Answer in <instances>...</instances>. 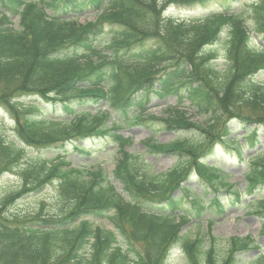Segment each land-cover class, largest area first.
<instances>
[{
    "label": "trees",
    "instance_id": "trees-1",
    "mask_svg": "<svg viewBox=\"0 0 264 264\" xmlns=\"http://www.w3.org/2000/svg\"><path fill=\"white\" fill-rule=\"evenodd\" d=\"M205 1L163 0L160 6L159 0H0V104L11 110L23 145L0 131V176L12 172L19 181L0 208V264H164L176 247L186 264H239L236 255L251 247L249 239H230L216 262L211 219L205 222L207 246L204 237L181 234V228L214 209L224 214L222 175L203 160L214 145L241 157L245 146L257 143V132L264 134V82L254 81L264 72V48L250 35L264 36V0L251 5V28L236 13L188 21L162 16L164 3ZM87 13L95 19L80 23ZM224 33L221 70L213 46ZM25 94L48 104L52 115L37 116L36 107L13 103ZM150 95L173 100L160 118L167 129L201 136L168 144L149 139L147 152L176 158L164 173H155L142 155L125 152L132 141L118 134L144 125ZM185 102L201 121L187 117ZM244 129L247 135L229 137ZM107 135L119 153L111 177L74 168L62 155H88L66 144ZM26 147L56 156L31 157ZM261 156L248 170V191L264 184ZM190 173L201 183V196L183 184ZM52 185L54 200L66 206L60 214H44V204L31 215L2 210ZM208 191L214 197L205 202ZM102 220L114 232L93 224Z\"/></svg>",
    "mask_w": 264,
    "mask_h": 264
},
{
    "label": "rangeland",
    "instance_id": "rangeland-1",
    "mask_svg": "<svg viewBox=\"0 0 264 264\" xmlns=\"http://www.w3.org/2000/svg\"><path fill=\"white\" fill-rule=\"evenodd\" d=\"M258 0H207L203 3L195 2L189 6L184 3L171 4L165 9L164 16L170 17L176 20H194L202 19L208 15L214 13H227V14H240L245 20L248 28L254 24V19L250 9L253 2ZM91 20L92 15H86L85 18H81L82 23L85 20ZM225 33L221 37L220 42L213 46V50L218 55L216 65L219 69L223 70L225 67ZM251 38L257 43V45L264 48V38L261 35H257L255 32L251 33ZM257 83L264 82V72L254 79ZM152 102L147 108L145 113L146 121L143 126L126 127L121 130V135L132 140V145L125 148L126 152L130 154H143L148 160L152 170L156 173H164L172 169L176 164V158L163 155L149 154L145 152V147L142 144L149 138L158 141L159 143H168L177 137L188 138L189 140H199L201 136L196 131L185 132L175 131L166 128L165 124L159 120H153L152 117L159 118L165 115L167 105H172L173 101L167 100L159 101L154 96L150 95ZM13 102L21 108L36 107L38 109L36 115L41 114L52 115V108L44 101L32 96H21L14 99ZM188 104H186L187 106ZM106 107V106H104ZM56 109L59 105H56ZM184 108L188 113L187 117L191 121H200V117L193 114V110ZM164 117V116H163ZM14 122L11 111L7 106L0 105V131L12 142L15 146L23 147L18 141L13 131ZM246 131H237L231 135L241 136ZM258 143L255 149L245 147V153L242 157H239L229 149L215 145V153L211 157L206 158L208 164L216 166L224 175V182L226 184L233 185V189L225 190L220 194L222 205L224 206L225 214L218 215L216 209L209 212V215L199 222H190L183 229V233L188 236L198 235L204 237L207 246V239L205 237V221L209 218L213 220V225L210 229V236L214 237L215 243V261H221L222 256L226 254L227 244L232 237L236 238H250L255 242L258 248H251L250 250H244L236 257L241 264H264V214L257 215L255 212L258 205L264 202V185L256 186L251 192L244 191L246 188V181L244 179L245 173L249 166H252V161L247 158L256 155L261 149H264V136L261 132L257 134ZM239 142L244 143L243 139ZM77 147H82L88 151L89 155L83 156L74 154L68 151V153H62L66 155V161L70 162L74 168H86L101 170L104 174L110 175L118 158V151L115 143L109 135L104 138L88 137L84 139H78L75 141ZM68 146V145H67ZM28 156H40L43 155L49 159H52L56 154L51 150H35L25 149ZM188 187L192 188L194 192L202 195L203 191L200 187L199 180L191 175L188 177L185 183ZM19 185L18 177L12 172H6L0 176V208L4 203V198L9 194L15 193ZM55 186H48L42 191L35 194L24 195L22 199H18L14 204L9 206L5 205L3 211L6 215H31L35 209L44 204V214L58 215L66 206L62 203L54 200ZM234 193L239 194L240 201L236 202L233 197ZM205 200H212L213 193H208L204 196ZM95 226H100L106 230L114 231L111 226L104 220L93 221ZM261 255V259L256 261V256ZM164 264H186V257L181 251L176 248L168 256Z\"/></svg>",
    "mask_w": 264,
    "mask_h": 264
}]
</instances>
